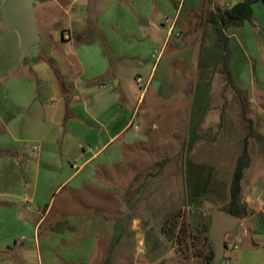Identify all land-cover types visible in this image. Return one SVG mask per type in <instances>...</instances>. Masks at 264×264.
I'll list each match as a JSON object with an SVG mask.
<instances>
[{
	"label": "crops",
	"instance_id": "crops-1",
	"mask_svg": "<svg viewBox=\"0 0 264 264\" xmlns=\"http://www.w3.org/2000/svg\"><path fill=\"white\" fill-rule=\"evenodd\" d=\"M241 1L188 0L185 7L183 0L178 13L175 0H49L41 6L56 5L64 23L57 37L40 38L41 54H32L31 60L24 59L17 33L0 29V264H159L166 260L189 264L184 253L193 248L192 243L180 244L178 228H164L169 217V224L185 219L182 223L191 237L189 225L197 220L192 207L181 204L175 211L160 213L159 233L148 234L149 224L146 230L142 228L150 214L144 210L146 202H137L138 196L170 158L155 162L154 171L142 167L144 160L133 169V159L140 154L130 148L146 136L138 134L132 124L146 91L136 93L135 86L126 81L122 95L116 91L126 63L154 58L146 67L145 88L162 63L159 77L163 83L153 93L164 100L177 94L179 100L185 94L184 81H198L203 74L207 75L202 78H209L216 59L224 67L223 43L211 15L219 17ZM1 4L2 0L0 21ZM263 16L257 21L264 22ZM253 17L251 23L223 33L230 50L234 45L251 61V75L257 78L251 92L264 98V40L256 32L259 26ZM166 19L174 20V27L165 24ZM92 26L95 41L86 38ZM73 39L82 44L80 49L74 47ZM182 40L185 44L179 46ZM96 42L109 46V52H102ZM135 44L144 48L128 53L131 47H123ZM184 47L194 58L183 54ZM44 58L56 72L44 65ZM134 78L135 84L141 80L139 75ZM239 91V97H247L246 90ZM228 105L234 112L226 117H236L228 122L231 127L226 124V206L231 175L244 144L250 165L241 180V201L248 214L238 219V231L232 247L224 249V260L237 256L239 239L248 248L249 244L259 246L257 240L264 238V229L260 234L264 226V133L246 117V102L237 99ZM238 106L240 112L235 111L240 110ZM253 108L264 111V103L249 106ZM201 115L197 114L189 130L191 149L203 140L199 132L206 113ZM239 118L244 124L238 121L235 127ZM234 131L238 133L231 137ZM208 136L202 146L205 150L215 140L214 133ZM147 237L149 245H145Z\"/></svg>",
	"mask_w": 264,
	"mask_h": 264
},
{
	"label": "rangeland",
	"instance_id": "rangeland-1",
	"mask_svg": "<svg viewBox=\"0 0 264 264\" xmlns=\"http://www.w3.org/2000/svg\"><path fill=\"white\" fill-rule=\"evenodd\" d=\"M232 0H226V3H231ZM238 1V0H236ZM48 2V1H47ZM183 0H175V6L178 7V13ZM188 0L185 2V7L188 5ZM42 4L35 3L33 5V10L36 16V25L38 36L41 40L44 37H49L50 34L57 37L60 29L64 23L63 15L60 9L53 5V3H48L41 6ZM258 6V7H257ZM263 5L256 3L252 5V17L256 20L257 33L264 40V22L257 21L258 18L263 16ZM49 12V13H48ZM123 16V15H122ZM183 17V14L181 15ZM264 17V16H263ZM165 21V20H164ZM167 26V25H166ZM262 27V28H260ZM230 30H226L228 35ZM8 34V33H7ZM96 34L92 29L86 38L94 39ZM173 38H171L172 40ZM230 39V38H229ZM235 40V37L234 39ZM233 40L230 39L231 44ZM43 41V40H42ZM74 47L80 49L82 44L73 39ZM94 44V43H93ZM92 44V45H93ZM185 44L182 40L179 46ZM40 48V45H37ZM37 46L33 50V54L40 56L41 48L36 51ZM96 46L102 50V52H109V46L96 42ZM191 46V45H190ZM122 47V46H119ZM131 47L128 53L133 52L134 49L144 48L143 46L132 45L123 46ZM200 48L197 46V49ZM229 48V41H228ZM183 54H190L189 49L186 47L182 48ZM202 51V49H201ZM229 59L228 68L230 72L231 82L227 80L225 82V74L223 67H221V60H215L217 62L214 67V72L210 73L209 78L203 75L198 78V81L190 83V81H184L183 90L185 94L178 100V95L176 94L170 100H164L158 94L153 93V88L157 85L162 84V79H160V71L162 68V63L158 66L156 75L151 81L150 87L145 88L146 84V74L149 67L154 62V58L150 62H142L138 60H132L130 63H126V69L124 70V76L121 78V85L117 89V93L122 95L121 92L126 90L125 84L132 83L135 86L136 93L145 89V93L138 105V112L134 118L132 127L137 128V133L146 136V140L131 146L130 150L135 152L137 157L133 159V169H137L140 166L141 160H144V165L146 169H152L154 171V163L162 161L166 158H170L169 162L164 166L163 171L156 178H149L148 184L151 186L144 188L141 194L138 196L137 202H146L147 205L144 210L147 209L146 213L150 214L148 223H143V230H146L145 224H149L151 231H146L148 234L159 233L160 227L163 225L159 214L163 211L172 210L175 211L180 208L182 204L184 207L194 209V217L197 218L195 223L189 225L191 229L192 236L189 237L187 231L182 226V221L180 223H171V219L166 223L168 225L166 228L173 230L178 228L180 235V244L192 243V249L184 253L185 258L188 260L189 264H202L203 255L205 253H210L212 247L209 242L205 241V236L207 234V224L209 222V214L215 209H221L226 211V124L231 127L229 121H233L235 115L231 114V120L226 117L228 112H234V109L230 107L229 101L235 102L239 100L241 104L243 101L247 103L248 110L246 111V117L248 120H252L257 129L262 128L264 133V111L254 110L251 111L249 106L255 107L256 103H264V98H258L257 94H253L251 89L257 87V78L252 77V63L249 59L243 57L233 45L232 50L229 48ZM197 56V54H196ZM47 57V56H46ZM154 57V56H153ZM191 57L194 58V55ZM213 58L215 56L213 55ZM44 65L49 69L55 71L53 66L44 58ZM40 61V64H42ZM148 64V69H146ZM43 65V66H44ZM56 72V71H55ZM135 75H139L141 80L138 83H134ZM126 81V83H125ZM196 82V84H195ZM206 84H209L207 87ZM114 85V81L112 82ZM197 85V86H196ZM42 88L43 85L39 83ZM209 89L206 92V89ZM232 88V89H231ZM239 90H246L247 97H239ZM236 93V94H235ZM246 107V105L244 104ZM215 107V108H214ZM239 107V106H238ZM240 108V107H239ZM235 111L240 112L236 109ZM204 112L205 119L201 122L202 130L199 132L203 137V140L197 142L194 149H191V134L190 127L192 128L196 122L197 114L202 118L201 113ZM241 122L239 118L236 121L235 127ZM233 127V129L235 128ZM232 129V130H233ZM241 130V127H240ZM261 131V130H259ZM215 134V140L211 142L210 149L205 150L202 147L206 144V139ZM236 134L230 135L231 137H236L237 132H232ZM240 133V132H239ZM187 137L189 139L187 140ZM141 152L145 151L146 155H142ZM216 179V181H215ZM167 181V184L162 185ZM214 186V189L212 187ZM164 205V207H163ZM167 206V208H166ZM185 212V210H184ZM139 214V213H138ZM143 212H140L141 216ZM152 215V216H151ZM185 218V217H184ZM174 220V219H173ZM241 220V219H240ZM239 220V221H240ZM199 222V225L197 224ZM190 223V222H189ZM239 228V226H237ZM236 228V229H237ZM242 228V227H240ZM264 226L260 232H263ZM238 230L225 235V242H227V248L232 247L234 242V236ZM185 232L186 237L183 233ZM178 234V233H177ZM179 241V240H178ZM238 251L236 257H232L229 260L222 259L219 264H264V238L257 240L260 245L253 246L251 244H244L240 239L238 240ZM178 243V242H177ZM149 238H146L145 245H149ZM255 247V249H253ZM226 248V249H227ZM251 251V254H246V252ZM259 251L263 253H259ZM201 254V255H200ZM242 256V257H240ZM186 259H184L186 261ZM159 264H171L170 261H162Z\"/></svg>",
	"mask_w": 264,
	"mask_h": 264
},
{
	"label": "water",
	"instance_id": "water-1",
	"mask_svg": "<svg viewBox=\"0 0 264 264\" xmlns=\"http://www.w3.org/2000/svg\"><path fill=\"white\" fill-rule=\"evenodd\" d=\"M35 3V0H2L1 4L3 16L0 29L17 33L20 49L26 60L32 59L33 49L40 42L33 10ZM237 226V218L218 211L210 213L207 238L212 247L213 264L221 262L225 249V235L235 231Z\"/></svg>",
	"mask_w": 264,
	"mask_h": 264
},
{
	"label": "trees",
	"instance_id": "trees-1",
	"mask_svg": "<svg viewBox=\"0 0 264 264\" xmlns=\"http://www.w3.org/2000/svg\"><path fill=\"white\" fill-rule=\"evenodd\" d=\"M36 2L42 3L49 0H35ZM260 3L264 6V0H243L241 2H237L231 7L224 9L221 13V16L215 17L211 15V22L215 25V30L219 35L221 42L223 43L224 50V67L223 70L226 74L227 80L231 82L230 79V71L228 68V59H229V48H228V38L224 36L223 31L227 30L230 27H240L245 22H252V5ZM250 165V157L247 152L246 144H244V148L241 151L240 155L236 159V163L234 166V170L231 175L230 187H229V201L227 204V209L224 211L226 214L237 218L242 219L247 216L248 212L246 210L245 205L241 201V180L243 178V173L245 169H247ZM169 221L170 217L167 218ZM209 224V222H208ZM208 224L207 230H208ZM183 228L185 229V223H182ZM164 229H167L166 227ZM185 236V232L183 233ZM205 241H208L207 234L205 236ZM224 248H227V242H224ZM201 255V254H200ZM202 264H213V252L205 253L203 255Z\"/></svg>",
	"mask_w": 264,
	"mask_h": 264
},
{
	"label": "built area",
	"instance_id": "built-area-1",
	"mask_svg": "<svg viewBox=\"0 0 264 264\" xmlns=\"http://www.w3.org/2000/svg\"><path fill=\"white\" fill-rule=\"evenodd\" d=\"M174 20H169V19H166L164 21L165 24L169 25L170 27H174ZM62 37H64L65 39H68V35L67 34H64Z\"/></svg>",
	"mask_w": 264,
	"mask_h": 264
}]
</instances>
